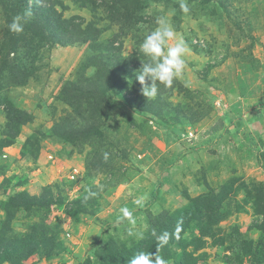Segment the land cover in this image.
Segmentation results:
<instances>
[{"label": "rangeland", "instance_id": "374dc122", "mask_svg": "<svg viewBox=\"0 0 264 264\" xmlns=\"http://www.w3.org/2000/svg\"><path fill=\"white\" fill-rule=\"evenodd\" d=\"M37 1L0 0V42L7 27L1 7L22 11ZM42 3L46 10L21 14V23L45 19L53 5L63 19H80L83 27L92 23L100 34L94 42L49 43L40 49L35 74L25 85L7 90L32 117L15 138L0 109V229L9 200L21 194L18 202L39 204L19 208L12 218L13 234L23 241L32 233L35 246L21 264L96 262L106 238L137 242L151 216L187 206V195H209L230 178L237 187L250 181L264 184L259 157L264 153V0H122L124 7L117 0L84 6L71 0ZM113 4L115 14L109 11ZM157 16H165L188 47L184 78L170 88L159 85L167 91L160 92L164 105L152 113L131 109L117 87H110L112 68L103 80L109 93L99 115H94L95 99L78 109L71 93L94 76V56L112 55L111 65H128L136 78L146 62L140 45L156 28ZM120 80L137 89L128 76ZM140 94L146 98L141 89ZM69 116L85 127L89 118L98 133L67 143L51 137L54 126ZM10 134L13 144L1 147ZM32 136L39 138L38 145L25 149ZM249 188H231L227 216L217 225L219 235L227 238L223 245H205L204 264H229L225 258L235 231L253 243L261 238L250 227L257 218L250 204L236 206ZM125 207L132 225L127 218L116 223ZM129 227L141 235H129Z\"/></svg>", "mask_w": 264, "mask_h": 264}, {"label": "trees", "instance_id": "16d2710c", "mask_svg": "<svg viewBox=\"0 0 264 264\" xmlns=\"http://www.w3.org/2000/svg\"><path fill=\"white\" fill-rule=\"evenodd\" d=\"M1 1L3 2V0ZM71 1L83 6L92 2V0ZM117 1L120 3L119 6L124 7L122 0ZM43 5V3L39 4L38 0L34 6L28 7L27 5L22 11L8 9L5 5L1 7L4 10L7 27L0 42V109L5 120L11 124L13 138L17 136L18 131L24 125H28L32 121V117L26 110L15 105L7 90L9 87L25 85L28 78L35 74L40 49L49 43L66 45L75 42L83 44L87 41L94 42L97 41L100 34L99 29L92 23L83 27L80 19H63L54 10L53 5L48 6L49 11L45 19L42 20L38 17L39 21H32L29 24L22 23L23 29L19 33L10 31L9 25L14 18L21 16V14L24 15L28 9L31 10V14L35 15L39 10H46ZM114 6L113 4L109 10H112L113 14L119 12ZM114 19L116 20V18ZM110 44L108 48L112 47ZM21 50H23L22 54H20ZM97 57H93L96 61L94 76L84 81L83 89H75L71 93L70 99L78 109L82 108L83 105L89 107L95 99L98 104L94 105V115H99L100 109L105 107L102 103L107 100V93H109V88L104 87L103 80L106 79L112 68L115 75L111 78L110 87H117L131 109L142 113H152V108L164 105L161 93H166V90L158 85V92L154 99L144 98L140 94L142 85L132 74L133 68L128 65L125 67L119 64H116L117 66L111 65L114 57L110 54L105 59H97ZM24 58L28 59L26 64L23 62ZM121 75H126L129 80L134 81L137 89H128L129 82H122L120 80ZM74 111L77 116H81L78 110L74 109ZM71 120V117L66 118L60 124L55 125L53 133H49V135L53 138L57 137L59 142L67 143L76 137L83 138L98 133L97 129L90 123L89 118L87 120L88 127L81 123L77 126ZM77 129L78 131L75 132ZM11 134L9 139L1 144V147H8L13 144ZM39 141L37 136H32L24 148L26 149L28 145L34 147L38 145ZM259 157L264 164V153L259 154ZM247 186L250 188L244 192L245 194L240 201L242 204H236V206L243 207V205L250 204L254 216L257 217L250 227L259 232L261 238L253 243L242 239L235 231L231 236L234 238L227 248L229 255L225 259L229 264H264V184L250 181L249 183H241V186L237 187L234 178L227 180L216 191L210 189L209 195L196 198L185 196L189 202L188 205L174 213L163 211L151 216L148 230L137 242L118 243L112 237L106 238L102 248L96 252L97 261L93 262L87 258L83 264H204L208 258L205 252H201L205 245H223L227 238L223 234L219 235L220 230L217 225L222 217L227 216V202L232 201L230 198L232 195L231 188H246ZM155 194H158V190ZM20 196L22 195H17L4 206L6 215L4 224L0 229V263L5 261L21 264L26 257L35 252V246L30 242L33 238L32 233L27 235L23 241L13 234L11 223H13L12 218L15 212L19 208L39 206L34 200L18 202ZM78 204L75 202L73 206ZM77 208L80 207L73 209L74 212ZM186 235L189 237L186 238ZM208 240H210L209 244ZM141 258H143L142 261Z\"/></svg>", "mask_w": 264, "mask_h": 264}, {"label": "clouds", "instance_id": "9594fccd", "mask_svg": "<svg viewBox=\"0 0 264 264\" xmlns=\"http://www.w3.org/2000/svg\"><path fill=\"white\" fill-rule=\"evenodd\" d=\"M184 12L188 11L186 4H181ZM25 16L31 15L28 9ZM22 17L14 18L9 25L10 31L19 33L23 29L21 23ZM170 41L174 43L170 44ZM140 52L145 57L146 62H142L141 68L136 73V79L142 85V95L148 99H154L158 92V85L167 88L172 87L173 82L184 78L185 55L188 47L182 38H177V34L170 21L165 16L156 17V28L148 33L141 45ZM107 158V154H105ZM128 219L129 224H134L131 220V212L125 207L120 209L116 223H123ZM128 234L131 236H140L141 233L133 231L129 227ZM143 258H141V261Z\"/></svg>", "mask_w": 264, "mask_h": 264}]
</instances>
